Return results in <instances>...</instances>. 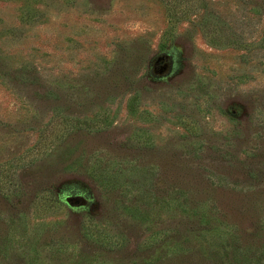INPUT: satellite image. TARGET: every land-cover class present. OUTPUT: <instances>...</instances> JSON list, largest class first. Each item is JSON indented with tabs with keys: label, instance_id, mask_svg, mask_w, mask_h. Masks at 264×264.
<instances>
[{
	"label": "rangeland",
	"instance_id": "obj_1",
	"mask_svg": "<svg viewBox=\"0 0 264 264\" xmlns=\"http://www.w3.org/2000/svg\"><path fill=\"white\" fill-rule=\"evenodd\" d=\"M0 264H264V0H0Z\"/></svg>",
	"mask_w": 264,
	"mask_h": 264
}]
</instances>
